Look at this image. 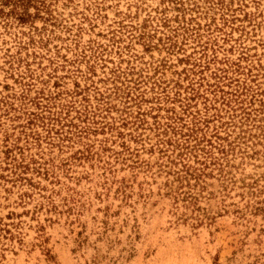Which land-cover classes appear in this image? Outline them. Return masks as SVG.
<instances>
[{
	"label": "rangeland",
	"instance_id": "374dc122",
	"mask_svg": "<svg viewBox=\"0 0 264 264\" xmlns=\"http://www.w3.org/2000/svg\"><path fill=\"white\" fill-rule=\"evenodd\" d=\"M0 264H264V0H0Z\"/></svg>",
	"mask_w": 264,
	"mask_h": 264
}]
</instances>
